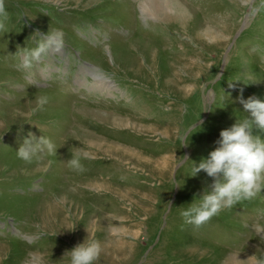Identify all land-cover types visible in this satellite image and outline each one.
<instances>
[{"label": "rangeland", "instance_id": "374dc122", "mask_svg": "<svg viewBox=\"0 0 264 264\" xmlns=\"http://www.w3.org/2000/svg\"><path fill=\"white\" fill-rule=\"evenodd\" d=\"M141 1L4 0L0 264H70L67 251L87 236L102 244L95 264L264 261V189L199 226L180 214L211 187L203 170L191 176L193 163L246 115L240 89L264 98V0H172L184 22L146 21L134 14ZM57 31L58 50L16 67L22 46ZM86 65L114 88L80 73ZM40 96L47 103L33 111ZM28 131L56 151L18 158ZM77 154L82 171L68 163Z\"/></svg>", "mask_w": 264, "mask_h": 264}, {"label": "clouds", "instance_id": "9594fccd", "mask_svg": "<svg viewBox=\"0 0 264 264\" xmlns=\"http://www.w3.org/2000/svg\"><path fill=\"white\" fill-rule=\"evenodd\" d=\"M4 16V0H0V17ZM61 37L60 31L51 36L43 34L34 47L22 46L17 54L16 67L30 71L50 51L62 46ZM242 76L251 82L256 81L251 74ZM235 81L242 79L238 77ZM237 98L246 113L245 117L221 129L217 146L192 165L191 176L203 170L212 178V183L210 188H205L195 197V202H190L181 210L180 214L187 223L196 226L206 223L222 210L231 208L241 200H250L264 189V98L256 94L244 97L243 88ZM47 100V96L38 97L33 111L42 108ZM55 151L56 146L50 138L28 131L16 154L21 160L32 162L34 159L43 160L45 153ZM68 163L74 169L83 170L79 154L72 156ZM257 231L264 232V227L258 226ZM67 252L70 254V264H95L102 252V244L98 239L87 236ZM256 264H264V261L257 260Z\"/></svg>", "mask_w": 264, "mask_h": 264}, {"label": "bare ground", "instance_id": "6f19581e", "mask_svg": "<svg viewBox=\"0 0 264 264\" xmlns=\"http://www.w3.org/2000/svg\"><path fill=\"white\" fill-rule=\"evenodd\" d=\"M135 1L136 0H134V2ZM130 2H131L130 4L132 5L133 4V1H130ZM168 3H170V4H177V5H171L172 10H170L167 7V4ZM162 8H165L168 12H163V13L162 12H159ZM186 10L187 9H185V7L178 5V3L173 2L172 0H143V1H141V4H140V10L137 7V10L136 11L134 9V14L137 13V12H140L142 19H144L146 21L153 20V17L157 18L158 15L163 14V16L168 15V16H171V17H175L177 19V21L178 20H181L182 22H184L185 21V13H187ZM119 16H121V14H119ZM129 17H126L125 15H123V17L119 21L120 22H125V21H127L129 19ZM134 18L137 19L138 16L137 17L134 16ZM165 21H167V20H165ZM160 22H162V21H160ZM99 45H100V43H99ZM96 46L98 47V45H96ZM107 50L110 51V49L108 47H107ZM61 68H62V73L65 74V71L63 69V66ZM93 68H91V66L90 67H87V65H86L85 67H82L81 71H79V72L80 73H84L85 71H88V72H90L92 74V72L94 71ZM58 71H60V69H58ZM92 75L94 76V74H92ZM99 77H100L99 80H97L96 79V76H94V78L96 79L97 82H102L103 81L102 83L99 84L100 86L103 85V86H106L108 88H112V89L114 88V86H112L110 84L111 83V80H109L107 77H104L103 75L102 76L99 75ZM84 84H85V82L83 80V83H81V86L85 87ZM86 89H88V87H86ZM118 89H121V87L118 88ZM26 110H28V109L26 108ZM98 116L100 117V116H104V115H98ZM106 117H108V116H106ZM110 120L113 121V122L114 121H117V125L120 128L131 129V121L129 119L128 120H125V119H122L121 120L119 118V119H110Z\"/></svg>", "mask_w": 264, "mask_h": 264}]
</instances>
